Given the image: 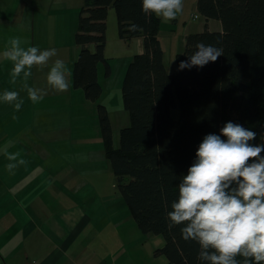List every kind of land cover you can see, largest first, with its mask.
Segmentation results:
<instances>
[{
  "label": "trees",
  "instance_id": "obj_1",
  "mask_svg": "<svg viewBox=\"0 0 264 264\" xmlns=\"http://www.w3.org/2000/svg\"><path fill=\"white\" fill-rule=\"evenodd\" d=\"M109 8L116 13L119 39H140L141 52L132 56L123 78L121 100L129 123L120 129L117 147L108 112L97 105L105 158L137 227L163 238L154 255L163 256L166 264H201L198 244L181 238L183 225L168 228L167 213L205 135H218L232 121L257 133L252 144L264 143V0H196L205 25L184 36V48L175 55L177 67L200 41L222 48L223 55L203 68L174 73L164 63L158 36L162 22L142 13L141 0H82L71 86L87 100L101 94L98 64L110 73L103 54ZM208 20L220 21L221 30H209ZM171 22L178 23V17ZM132 23L143 31H129ZM171 108L178 109L177 118Z\"/></svg>",
  "mask_w": 264,
  "mask_h": 264
},
{
  "label": "rangeland",
  "instance_id": "obj_2",
  "mask_svg": "<svg viewBox=\"0 0 264 264\" xmlns=\"http://www.w3.org/2000/svg\"><path fill=\"white\" fill-rule=\"evenodd\" d=\"M183 5V12L178 15V23L161 21L158 34L165 67L169 73L176 72L175 55L184 48L183 25L187 24L186 30H191L190 32H199L205 25V19L196 11V0H183ZM81 6L82 0H36L29 7L37 11L36 18L39 21L45 18L46 22L41 25L40 31L48 36L46 49L53 48L52 45L56 42L62 43V48L58 46L59 59H63L68 67L70 64L71 68L79 52L74 35ZM7 9L9 11L6 15L9 18H25L19 0L9 1ZM63 18L64 24L60 22ZM210 21L207 24L209 30H221L220 21ZM106 24L103 54L110 73L106 75L104 63L98 64L101 94L97 99L87 100L80 89H74L77 99L73 103L76 106L69 112L67 91L63 92L65 99H59L54 94L55 90L47 86L48 92L43 91V99L38 103L39 108L43 107V125L34 126L33 120H28L20 111L12 113L8 119H0L1 163L4 166L8 163L6 152L16 151H20L22 158L28 161L26 166L15 169L14 174L5 168L7 173L4 187L8 191L0 184V218L6 221L0 224V254L3 255H0V264H37L35 257L25 256L31 249L21 247L20 243L16 245L15 239L18 240V235L10 228L7 222L9 218L5 215L10 212H15L10 218L17 219L16 224L19 221L23 227L30 218L35 219L32 222L35 223V229L31 240L40 244L41 247L36 252L41 254L48 249L43 248L46 243L43 231L45 227L58 230L62 239L67 240L71 244L70 248H73L77 247L80 240L106 239L105 232L109 235L108 227L122 225L118 240L123 243L124 251L130 258L140 260L154 253V245L163 243L160 235L144 233L137 227L117 190L110 163L105 158L97 105H104L108 112L113 147H117L120 129L129 123L128 113L122 106V82L129 61L141 50L136 39L129 42L119 39L114 8L108 9ZM93 48L90 45L91 51ZM5 69V66L1 67L0 73ZM6 72L8 75L9 69ZM1 107L6 111L14 110L12 105L6 103L0 104ZM170 112L174 118L179 116L177 108H171ZM67 118L70 130H62ZM50 132L55 135H48ZM16 177L20 179L18 184H14ZM3 193L5 197L2 196ZM77 208L85 213V225L80 228H83L80 234L76 227L79 221L74 226L64 225L68 222V216ZM26 232L27 229L19 235L22 236V243H25L23 236ZM9 239L11 241L2 247ZM9 253L10 258L6 257Z\"/></svg>",
  "mask_w": 264,
  "mask_h": 264
},
{
  "label": "clouds",
  "instance_id": "obj_3",
  "mask_svg": "<svg viewBox=\"0 0 264 264\" xmlns=\"http://www.w3.org/2000/svg\"><path fill=\"white\" fill-rule=\"evenodd\" d=\"M183 6V0H141L142 13L162 22L177 19ZM129 31L143 29L132 23ZM27 43L12 37L2 52L11 63L10 83L22 80L20 91L36 104L43 99V91L29 86L28 80L34 67L43 70L51 62L46 73L48 87L60 93L68 91L71 70L63 59H53L57 49L25 47ZM194 48L180 61L177 71L203 68L223 55L222 48L203 41ZM20 91L4 89L0 101L19 111L24 103ZM256 136L241 124L226 122L218 135L203 137L187 174L179 178L167 226L183 225L181 238L198 244L201 264H264V143L252 144ZM5 158V168L11 174L28 163L20 151L6 152Z\"/></svg>",
  "mask_w": 264,
  "mask_h": 264
},
{
  "label": "crops",
  "instance_id": "obj_4",
  "mask_svg": "<svg viewBox=\"0 0 264 264\" xmlns=\"http://www.w3.org/2000/svg\"><path fill=\"white\" fill-rule=\"evenodd\" d=\"M11 0H0V68L5 66L6 69L3 70L2 73H0V94H2L4 89L8 90H17L20 91L22 86V80H17L16 84L10 83V70H11V63L5 60V58L2 55V52L5 49V46L7 44V41L12 37H20L22 40H26L28 43L25 44V47L28 46H38L41 50L46 49L47 47V34L40 31L41 25L43 26L45 24V18L41 21L38 20V17L36 18V13L32 8H29L33 3L36 2V0H19L20 4L22 5V13L25 14V18L23 19H11L6 15V12L9 11L7 9V3ZM35 1V2H32ZM62 24H64V18L60 21ZM211 21L208 20L207 24H209ZM187 24L184 25L183 32V40L184 36L187 33H191L190 31L186 30ZM204 28V27H203ZM209 28V27H208ZM198 32V31H196ZM137 44L141 47V42L138 38H136ZM53 41V40H52ZM178 45V38L176 40ZM62 48V43L56 42L52 45V47L57 49V57H54L53 59H59L60 53H59V47ZM49 49V48H47ZM141 52V50H139ZM51 64V62H50ZM50 67V66H49ZM69 67L71 69V66L69 64ZM7 69H9L8 75H7ZM45 70H48V67L46 66L44 68ZM43 69V70H44ZM1 72V71H0ZM46 73L42 72L39 68H33L32 69V76L28 80V84L31 87H37L42 89V91L46 90L47 82H46ZM41 74V75H40ZM70 83H71V76H70ZM74 89L72 86L69 88V90L66 92V101L68 102V108L69 112L70 109H73L76 106V103H73L77 99V93H74ZM46 92H48L46 90ZM57 98L60 99V97H63L65 99V95L63 96V92H54ZM20 96L24 100V103L19 110L28 120H33L35 125H43V118H42V112L43 107L39 108L38 103L33 104L30 100L27 99V94L24 91H20ZM0 104H4L3 101H0ZM17 111H6L4 107L0 108V119H8L9 116ZM45 129V128H44ZM63 129H69L70 130V124H68V118L66 125L62 128ZM46 130V129H45ZM61 134V133H60ZM48 135L52 136L55 135L54 133H48ZM6 170L5 166L0 161V184L5 185L6 181ZM17 178V177H16ZM20 181L19 178H17L16 182L14 184H18ZM6 191H8V188H5ZM10 191V189H9ZM5 197V193L2 195ZM15 214V212H10L9 215L5 214L7 219V222L10 226L14 229V232H16V235H18V240H16V245L20 243L24 248L31 249V251H27L25 253L26 258L31 257L37 260V264H166V259L163 256H155L154 253H150L149 257L143 258V259H135L133 257L130 258L129 254H126L124 251L123 243L118 240L119 236V228L122 227V225H116V226H110L107 228V232L110 235L106 234V239L103 240H80L77 247L70 248L71 244L67 242V240H63L61 233L58 232V230H51L47 227L44 228V237L46 240V243L44 244L43 248L47 249V251H44L42 254L37 253L36 249H38L40 246L39 243L36 241L31 240V234L33 235L34 229H35V223H32L35 221V219L30 218L28 220V223L25 227H23L20 222H17V219L14 217L10 218L12 215ZM85 216V213H83V210L80 208H77L75 212L71 213L68 216V222L64 224L66 227L74 226L77 221H79L76 224L77 230H80L78 234H80L83 231L84 225H85V219L83 217ZM6 221L3 218H0V224L5 223ZM83 227L82 229H80ZM123 228V227H122ZM27 231L26 234L23 236V240L25 243H22L20 240L22 239L21 233L24 231ZM116 230V233H115ZM117 234V237L115 238ZM163 239V238H162ZM5 241L3 246H5ZM163 244V243H162ZM161 244V245H162ZM55 247H51V246ZM160 244L154 245V248H158L161 246ZM154 249V250H155ZM154 252V251H153ZM3 256L2 254H0ZM11 256V253L7 254L6 257ZM10 258V257H9ZM62 261V262H61Z\"/></svg>",
  "mask_w": 264,
  "mask_h": 264
}]
</instances>
